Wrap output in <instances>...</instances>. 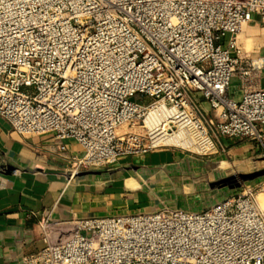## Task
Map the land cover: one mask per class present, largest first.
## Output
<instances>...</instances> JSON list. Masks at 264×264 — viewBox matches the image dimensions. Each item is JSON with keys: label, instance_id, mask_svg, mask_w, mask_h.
I'll return each mask as SVG.
<instances>
[{"label": "built area", "instance_id": "obj_1", "mask_svg": "<svg viewBox=\"0 0 264 264\" xmlns=\"http://www.w3.org/2000/svg\"><path fill=\"white\" fill-rule=\"evenodd\" d=\"M253 14L264 24V0H0V117L75 143L70 179L161 148L210 157L219 139L256 142L264 159V94L251 84L264 66L234 56ZM48 228L22 264H264V178L200 212Z\"/></svg>", "mask_w": 264, "mask_h": 264}, {"label": "crops", "instance_id": "obj_2", "mask_svg": "<svg viewBox=\"0 0 264 264\" xmlns=\"http://www.w3.org/2000/svg\"><path fill=\"white\" fill-rule=\"evenodd\" d=\"M236 48L234 56L242 62L261 60L264 66V24L257 14L237 34ZM251 84L264 94V70ZM242 91L241 80L231 78L228 97L239 102ZM195 99L202 112H210L202 98ZM262 133L264 146V128ZM217 142L220 149L213 158L161 148L70 179L71 158L80 156L75 143H60L51 134L19 135L0 117V264H22L44 248L39 229L44 220L54 235L78 220L164 207L192 212L207 208L216 171L221 175L226 166H244L246 173L255 172L258 167L252 170L250 163L262 154L259 144L246 139ZM61 145L66 151L58 150Z\"/></svg>", "mask_w": 264, "mask_h": 264}, {"label": "rangeland", "instance_id": "obj_3", "mask_svg": "<svg viewBox=\"0 0 264 264\" xmlns=\"http://www.w3.org/2000/svg\"><path fill=\"white\" fill-rule=\"evenodd\" d=\"M137 133H140V130L137 131ZM215 156H217V154L212 155L210 157L213 158ZM250 164L253 165L254 167L252 170H256L257 167L258 168L256 171L261 170L264 168V159L263 158H260L259 160L255 159ZM225 168H226L225 171H223L222 172L223 174L221 175L216 174L217 171L215 172V177L213 179L214 181H213L212 189H211V192L213 195L206 202V205H208L207 208L227 198L241 195L244 192V190L247 189L251 184L262 181V178H261L253 182L242 183L236 177H238L240 174H249V173H246L249 170L247 167L242 166L241 168H238L234 166H226ZM232 177L236 178L235 180L236 182L233 183ZM207 208H198L196 211L199 212Z\"/></svg>", "mask_w": 264, "mask_h": 264}, {"label": "water", "instance_id": "obj_4", "mask_svg": "<svg viewBox=\"0 0 264 264\" xmlns=\"http://www.w3.org/2000/svg\"><path fill=\"white\" fill-rule=\"evenodd\" d=\"M238 180L242 183H249V182H253L255 180H258V179H261V178H264V168L261 169V170H258V171H255V172H252V173H249V174H240L238 177ZM235 177H232L233 179V183L236 182Z\"/></svg>", "mask_w": 264, "mask_h": 264}, {"label": "bare ground", "instance_id": "obj_5", "mask_svg": "<svg viewBox=\"0 0 264 264\" xmlns=\"http://www.w3.org/2000/svg\"><path fill=\"white\" fill-rule=\"evenodd\" d=\"M162 143H165V144H179V140L177 138H174V139H170V140H165L164 142ZM194 149V148H193ZM194 152H198V150L194 149L192 150ZM223 167V166H222ZM259 199H262V196H259Z\"/></svg>", "mask_w": 264, "mask_h": 264}]
</instances>
